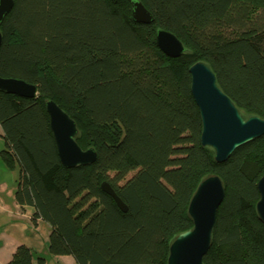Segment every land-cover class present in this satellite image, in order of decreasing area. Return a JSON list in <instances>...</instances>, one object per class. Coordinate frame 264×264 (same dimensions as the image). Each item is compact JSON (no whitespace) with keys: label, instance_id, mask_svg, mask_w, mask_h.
Returning <instances> with one entry per match:
<instances>
[{"label":"trees","instance_id":"trees-1","mask_svg":"<svg viewBox=\"0 0 264 264\" xmlns=\"http://www.w3.org/2000/svg\"><path fill=\"white\" fill-rule=\"evenodd\" d=\"M140 1L151 24L133 20L130 0H14L0 25V76L38 90L33 99L0 91V157L19 168L15 200L35 208L34 222L51 226L52 256L167 264L173 239L193 227L188 206L199 183L218 175L225 197L204 263L264 264L256 211L264 136L217 163L201 144L189 72L205 62L243 115L264 119V0ZM158 29L175 34L186 53L165 55ZM46 100L75 120L77 143L97 151L95 163L63 166ZM7 264L46 260L20 245Z\"/></svg>","mask_w":264,"mask_h":264},{"label":"water","instance_id":"water-1","mask_svg":"<svg viewBox=\"0 0 264 264\" xmlns=\"http://www.w3.org/2000/svg\"><path fill=\"white\" fill-rule=\"evenodd\" d=\"M132 17L136 23L151 24L153 14L140 0H130ZM14 0H0V25L12 11ZM3 36L0 31V48ZM156 44L168 57L178 58L186 53L183 42L172 32L158 29ZM191 92L199 107L202 120L201 144L214 150L217 163L226 162L239 147L264 136V119L251 115L245 117L234 102L218 86L217 78L205 62H197L189 69ZM0 91L18 97L33 99L37 87L24 80L0 76ZM50 128L57 146L61 163L66 168L91 165L97 161L94 148L83 150L77 143V123L55 101H45ZM260 199L256 205L259 219L264 224V176L259 180ZM102 190L110 195L117 206L128 211V206L109 183L103 182ZM225 197V186L218 175L203 179L193 194L188 215L193 227L177 235L170 244L167 264H205L204 256L212 243L217 213Z\"/></svg>","mask_w":264,"mask_h":264},{"label":"crops","instance_id":"crops-1","mask_svg":"<svg viewBox=\"0 0 264 264\" xmlns=\"http://www.w3.org/2000/svg\"><path fill=\"white\" fill-rule=\"evenodd\" d=\"M5 148V139L0 125V151ZM8 167L2 159L0 171L6 173ZM13 172V170H12ZM14 175H12L13 177ZM18 176L12 197L5 196L6 181L0 178V264H7L17 247L24 245L39 256L46 264H77L73 256H52L48 252L51 226L42 219L33 221L36 212L32 206H21L15 200Z\"/></svg>","mask_w":264,"mask_h":264},{"label":"rangeland","instance_id":"rangeland-1","mask_svg":"<svg viewBox=\"0 0 264 264\" xmlns=\"http://www.w3.org/2000/svg\"><path fill=\"white\" fill-rule=\"evenodd\" d=\"M245 117H248L249 115L247 113L244 112ZM0 163H2V158L0 157ZM8 171L1 172L0 171V178H3L6 181V186H5V196H10L12 197L14 195V189H15V182H16V178L19 175V168L15 167V168H10L8 167ZM13 170V172H12ZM12 175H14L12 177ZM132 176V174L129 175L128 178H130ZM15 183V184H14Z\"/></svg>","mask_w":264,"mask_h":264}]
</instances>
